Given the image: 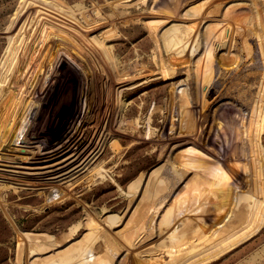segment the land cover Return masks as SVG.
Instances as JSON below:
<instances>
[{"label": "rangeland", "instance_id": "1", "mask_svg": "<svg viewBox=\"0 0 264 264\" xmlns=\"http://www.w3.org/2000/svg\"><path fill=\"white\" fill-rule=\"evenodd\" d=\"M0 264H264V0H0Z\"/></svg>", "mask_w": 264, "mask_h": 264}]
</instances>
